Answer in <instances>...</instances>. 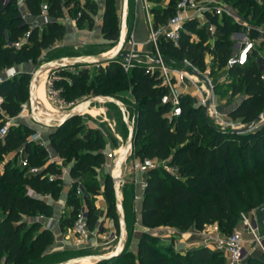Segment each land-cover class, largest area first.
Returning <instances> with one entry per match:
<instances>
[{
    "label": "trees",
    "instance_id": "obj_1",
    "mask_svg": "<svg viewBox=\"0 0 264 264\" xmlns=\"http://www.w3.org/2000/svg\"><path fill=\"white\" fill-rule=\"evenodd\" d=\"M84 1L83 5L81 0H24L32 15L42 13L43 3L49 7V19L42 25L32 27L21 16V3L18 0H7L6 3L0 0V72L12 65L37 61L45 49L62 39L67 25L58 18L64 16L65 8H74L76 14L81 12L77 17L78 25L87 23L92 26L98 3L95 0ZM152 1L159 3L165 0ZM178 1L168 0L163 7H151L154 28L165 24L175 14ZM227 1H232L244 17L255 20L257 25L264 22V3L255 0ZM207 15L216 25L214 42L210 41L206 26H199L196 19H190L181 31L178 44L161 37L158 48L169 57L170 62L180 65L181 60L188 59L200 70L208 68L207 55L210 53L213 57L212 67L227 68L228 76L235 79L231 82L232 95L243 94L242 100L228 111V116L249 122L264 108V55L260 56L253 49L244 63L229 64L234 44L231 34L247 28L228 14H223L221 19L215 12H207ZM27 30H30L28 41L21 47L7 43L8 39L19 40ZM102 31L107 40L113 41L119 37L116 8L110 2L104 12ZM194 32L199 36L197 39L193 37ZM256 34L257 29L251 27L250 38H255ZM148 66L147 63L137 62L126 71L122 61L114 59L105 66L100 64L97 72L98 77L108 82L131 72L125 85L129 82L134 95L137 132L134 157L163 160L176 168V171H172L157 165L147 171L140 211L142 223L176 225L180 230L218 223L223 232L230 233L238 225L242 210L251 211L264 202V123L243 132L218 128L210 123L205 107L195 104L190 93H182L181 113L169 116L171 104L162 101L169 87L163 83L159 71L152 72ZM87 73L88 69H81L79 73L71 75L70 81L63 77L55 83L64 86L63 94L116 95L108 87L98 89L102 85L96 84L95 80L91 85L82 83ZM29 74L22 71L1 83L0 89L5 99L0 106V128L5 124L1 109L16 115L21 109V100L27 98ZM81 83L83 85L80 87ZM33 132V127L20 123L10 125L7 133L0 136V158L7 152L23 147L27 161L26 165L18 163V153L0 168V264H44L53 261L42 255L32 258L51 243L53 230L43 226L42 221L30 220L29 217L54 213V204L44 196L49 194L58 198L62 179L51 177L60 171L59 163L50 160L48 146L28 139ZM50 142L63 160H70L73 154L76 155L70 168L74 180L73 193L79 179L87 172L95 174L97 167L104 165L107 159L106 137L99 128L86 125L82 115L51 128ZM31 166L39 170L28 172ZM104 183L105 194L115 198L110 173L105 175ZM84 186L90 193L100 192V180L95 176L85 180ZM85 202L88 224L94 227L98 217L96 206L88 196ZM68 203L73 209L62 220V228L75 223L81 208L74 195H69ZM108 214L118 224L112 205H109ZM157 238V235L147 231L141 233L135 253L130 249L129 235L126 248L120 255L91 264H226L224 254L219 250L200 245L173 255L161 248L156 242ZM247 264H264V256L253 253Z\"/></svg>",
    "mask_w": 264,
    "mask_h": 264
},
{
    "label": "rangeland",
    "instance_id": "obj_2",
    "mask_svg": "<svg viewBox=\"0 0 264 264\" xmlns=\"http://www.w3.org/2000/svg\"><path fill=\"white\" fill-rule=\"evenodd\" d=\"M135 0H129V25L128 29H131L133 20L135 18ZM212 0H196L197 5L199 6H205L206 4H210ZM260 3H264V0H255ZM18 2H20L18 0ZM110 2L111 5H115L116 13H117V23L119 25V30L121 29L122 24V8H123V0H102L101 2H98V9L97 13H95L94 18V24L92 26H89L87 23L83 25H79V28L84 29L85 31L82 32L83 35L87 34V29L91 30V33L89 34V38L86 41L82 42H70L71 38L69 37V31L67 27V31L64 35V39L62 40L60 45L50 51L48 49H45L41 56L37 59V61L31 60L22 63V69L23 71H28L29 77L28 80L30 81L31 72L42 62L47 61L51 58L63 56V55H74V54H82V53H90L91 51H108L110 49H114V46L117 44L119 37L116 40H107L104 37L103 31L101 30V15L104 13L105 8L107 4ZM143 8L146 13V15L149 17V12L151 13V6L153 5H160L162 2H154L152 0H149V9L146 7L145 0H142ZM164 3V2H163ZM223 3L225 6L229 8V11L224 12V14L231 15L236 21H239L246 27V30H240V31H234L231 34V39L234 41L233 44V55L232 57H238L241 58L245 49L249 46V43H253V46L248 51L245 61L247 60L248 54L251 50L256 49L258 51V54L262 56V53L264 52V22L257 25V22L255 20H251L250 17H244L242 15V12L239 11L238 7L233 4L231 1L223 0ZM21 11L23 9L21 8ZM223 15V14H222ZM222 15L219 16V18H222ZM66 16L68 19L71 18H77L78 13L76 14L74 11V8L69 9L66 8ZM147 16L144 17V23H141L142 25H145L147 28H149L150 24L148 22ZM27 22L31 24L33 27L34 25H41L44 23L45 18L41 16V22L35 20H28L26 17L24 18ZM192 19H196L199 26H206L211 22L208 15L195 17ZM103 20V19H102ZM255 24H254V23ZM40 23V24H39ZM195 23V22H194ZM197 26V27H199ZM144 27V26H143ZM251 27H255L257 29V34L255 38H250L249 36V30ZM208 28V27H207ZM151 31V28H150ZM120 32V31H119ZM67 35V36H66ZM194 38H198V34L196 32L193 33ZM210 41L214 42V37L210 33ZM129 39H131V30L128 31V36L126 43L123 47V50L129 49ZM74 41V40H73ZM156 52V48L154 47V54ZM122 60V59H120ZM212 60L213 57L210 53L207 55V61H208V68L205 70H200V73L208 79V81H211L212 86L209 87L211 89V97H212V107L215 111L216 116L215 118L213 114H208V119L210 123H212L214 126L221 128V129H238L242 126H244L248 122H242L240 118L234 119L228 116V111L237 105L238 102H240L243 98V94H237L232 95V86L231 82L235 79L233 77L228 76L227 74V68L225 67H212ZM244 61V62H245ZM240 62V63H244ZM107 63H104L102 65H106ZM176 67H179L180 65L178 63L173 64ZM100 67V64H82V63H76V64H69L65 65L63 67H59L58 69H52L48 72L47 81H46V92L48 96L49 102L53 105V107L56 109L57 113L62 116L64 113L68 111L69 108L72 106L69 104L70 101L75 100L76 102L81 101L82 99H85L86 97L94 94L89 93L85 95H74L70 93L63 94L61 91L64 89V86L61 84H55V87L59 89L60 91V97L62 99V102H57L49 95L48 92V77L52 75H60L57 80H61L63 77H67L68 80H71V75L73 73H79L81 69H88V73L85 74L82 78V83L85 82L88 85H91L92 81H96V84L102 85L98 87V89H104L108 87L109 91H115L116 95L121 97L123 100L128 102L133 108L134 103V96L131 93V85L129 82L125 85L127 81H129V78L131 77V72L125 73L124 75L121 74L118 80L114 81H106L103 77H98L97 72ZM61 69V70H59ZM195 81L191 80L190 78L185 79V84H183L182 87L186 88V85H188L189 89L197 91L193 95L194 103L197 105H203L205 107L206 111V104L209 97V91L207 90V87L204 86V82L201 80L199 76L197 78H193ZM80 84V87L83 84ZM29 87V84H28ZM116 87V89H115ZM184 88V89H185ZM29 88L27 89V98L21 100V109L16 115H11L10 113L6 112L5 110H1V112L4 115L5 122H10V125H18L20 123L30 125L34 128V132L28 135V139L36 140L41 142L42 144L48 146L50 148V160L51 161H57L59 163L60 171L57 173H53L52 175L54 177H59L62 179L60 190H59V196L58 199L55 201V207L58 205L59 209V217H60V223L62 220L69 216L72 212L73 206L68 203L69 195H74L78 202L81 204V210H84L86 213L88 212V208L86 206L85 198L88 196L90 197L91 201L95 205V194L90 193L86 190L84 184L85 180L92 179L94 176L100 180V189L104 190L103 184L105 180V175L107 173H111L112 171V162L114 161V157L110 155V153H115V150H119L121 146L124 145V141L128 137V127L126 125V122L124 120V115L121 111V109L114 103L111 102H96L95 106L103 107L104 108V114L100 115H90V114H83V121L86 123V125L95 126L100 129V131L104 134L106 137V162L104 165L97 167V172L94 174L92 172H87L83 178L79 179L78 185L75 188V192H72V189L74 187V180L67 177L68 174V167L69 165L73 164L74 159L76 158V155L73 154L70 160H55L52 156V146L50 142V132L51 128L41 125L37 123L30 110V103H29ZM89 91H92V89H89ZM187 93H190L189 91ZM192 93V92H191ZM190 93V94H191ZM44 106V105H42ZM264 111V108L263 110ZM40 113H42L40 111ZM45 117H47V113H42ZM106 115V116H105ZM264 123V119L258 121L256 126H254L251 129H248L246 131L255 129L259 126H261ZM243 132V131H238ZM119 141V143H118ZM18 156V163L21 165H24L23 161L26 159V153L23 151V147L19 149L12 150L10 152L5 153L0 158V168H2L5 161L9 159H14L17 154ZM157 164L160 166H164L168 168L169 170L176 171V168L173 166H170L167 164L166 161L163 160H157ZM128 173L130 175L134 174V169L132 164L128 165ZM32 167H30L27 171L30 172ZM129 175V176H130ZM70 179L71 181L67 180ZM68 182H67V181ZM133 183V182H132ZM132 188H124V184L121 185V195L123 197L124 201V207L126 211V220H127V226H128V232L131 237V240L133 236L139 237L141 236V233L144 231L150 232L152 234L157 235L156 242L161 246V248L165 251L171 252L173 255H175L177 252H186L187 249L194 246H200L198 245V242H203L201 245L208 246L213 248V244L207 241L206 235L202 234L208 232H216L220 231L223 232L221 229L219 230H206V227H197V229L200 231L199 233H191L189 236L183 235L182 231L177 228L176 225H166V224H157V225H146L144 223L138 224V219L136 214L138 213L137 208V197L136 189L134 187V184H131ZM73 193V194H72ZM106 198V204H107V214L106 216L109 218L107 220H102L101 215H98L96 225L94 227H90L91 233L85 240L80 239V235L75 232L74 230V224L72 226H67L65 228H62V231L60 232V235H57L55 232H53V240L51 243H48L44 246L42 252L39 254L32 255V258H35L39 255L45 256L46 258L53 259L51 262H55L67 257L79 255V254H85V253H99L101 249H103V245L106 243H117L118 236H119V215H118V209L115 202V198L108 197L105 194ZM109 205H112L113 211H116L117 218H118V224H116L115 219L108 214V208ZM264 202L260 204L259 206L253 208L251 211L242 210L240 212V218L237 224H240L244 215H257L260 211V209L263 207ZM106 216L103 219H105ZM77 217V216H76ZM30 220L38 219L42 221L43 225L48 227V216H41V215H34L29 217ZM76 220V219H75ZM109 222V223H108ZM261 228L263 229L262 221L260 223ZM220 228V226H219ZM193 230V227H192ZM237 230L236 227L231 230L232 232ZM184 231V230H183ZM227 233V232H223ZM231 233V232H230ZM178 235L177 236H175ZM60 236V237H58ZM180 237V238H179ZM201 239H196V238ZM181 239V240H180ZM191 240H196L192 241ZM66 241V242H64ZM199 242V243H201ZM205 243H208L209 245H205ZM214 249V248H213ZM137 253V252H136ZM258 254L261 256H264V252L261 248H256L253 250L252 254ZM225 263L227 264V258L224 255ZM56 258H60L58 260H54ZM136 258V255H135Z\"/></svg>",
    "mask_w": 264,
    "mask_h": 264
},
{
    "label": "built area",
    "instance_id": "obj_3",
    "mask_svg": "<svg viewBox=\"0 0 264 264\" xmlns=\"http://www.w3.org/2000/svg\"><path fill=\"white\" fill-rule=\"evenodd\" d=\"M4 3L7 0H3ZM19 3H23L24 0H19ZM146 7L149 9V0H145ZM212 3L206 4L205 6L197 5L196 0H179L177 4L176 12L173 16H171L165 24L159 25V27H153V13L149 12V21H150V40L152 41L154 47L156 48V52L154 56L159 59V62L149 64V70L154 72L156 70L159 71L161 78L163 79V83L167 84L169 90L162 97V101L165 103L171 104V110L168 112L169 116L179 115L181 113L182 108V93H185V87H182L185 84V79L190 78L193 80L189 74H194L191 72L190 68L184 64H180L179 67L174 66L172 62L164 59L165 55L160 52L158 45L161 37H166L174 41V43L178 44L181 31L185 27L186 21L200 17L201 15H207V12H215L219 16L224 14V12L229 11V8L224 5L223 0H212ZM152 7V6H151ZM150 7V8H151ZM48 4H42V13L45 17L44 23L49 19L47 17ZM81 12H78V16ZM21 16L26 17V14L21 11ZM152 18V19H151ZM77 21V18H74ZM42 25V24H41ZM209 32L215 38L216 25L213 22H210L208 25ZM6 36L7 31H5ZM30 34V30H27L24 35L15 41H11L8 39V44L11 46L21 47L25 42L28 41V37ZM128 44H130L129 49L127 51H134L133 45L136 44V41L133 39V35H131V39H129ZM253 46V43H249V46L245 49L241 58L232 57L229 60V64H233L235 62H244L247 56L248 51ZM122 64L126 71H128L134 64L127 60H121ZM186 63L190 66H193L197 70L199 69L197 66L192 64L188 59H185ZM199 71V70H198ZM22 72V69L19 65H12L6 67L2 72H0V86L1 83L8 78H12ZM60 75H52L48 77V92L49 95L57 102H62L60 97V90L55 87L54 82L59 78ZM198 76V75H197ZM195 81V80H193ZM206 87H211V81H208L204 84ZM4 95L0 89V106L4 102ZM76 103L75 100L69 102L71 106ZM3 110V109H1ZM10 122L8 121L0 128V136H4L7 133ZM111 156L115 157V153H110ZM24 165L27 164L26 159L23 161ZM157 160L152 158H135L132 166L135 171H140L147 173V171L155 166H157ZM31 171L39 170L38 167L31 166ZM51 177H54L51 175ZM147 184V177L142 180V187L145 188ZM261 218L259 215H248L243 217L241 223L246 228L247 232L251 234V238L247 239L244 237L243 233L239 230H235L231 233H223L220 231L216 232H208L204 233L206 235L207 241L213 244V248L221 251L227 258V264H247L249 256L252 254L253 250L256 248H261L264 252V225L263 229L260 226ZM74 230L80 235V239L85 240L91 233V229L88 224L87 213L84 210H81L75 220ZM205 243V245H209Z\"/></svg>",
    "mask_w": 264,
    "mask_h": 264
},
{
    "label": "water",
    "instance_id": "obj_4",
    "mask_svg": "<svg viewBox=\"0 0 264 264\" xmlns=\"http://www.w3.org/2000/svg\"><path fill=\"white\" fill-rule=\"evenodd\" d=\"M128 19H129V0H123L122 24L119 33V39L111 53L100 54V55H93L90 53L63 55L42 62L31 72L30 83H29V103H30L31 114L37 123L50 128H55L64 124L66 121H68L74 116L83 115L85 109L90 105L96 102L103 101V102L114 103L121 109L129 132L127 139L124 141L123 149L116 157L115 161L113 162L112 171L110 173L113 179L115 202L117 205L118 215H119V236L115 247L107 252L79 254L55 262H51L49 264H91L102 260L110 259L112 257L120 255L125 250L129 239L126 211L120 189L124 181V169L128 164V162L134 157L135 139L137 132H136V117H135V113L133 112L132 106L117 95L97 93V94H92L86 97L85 99L76 102L71 108L68 109V111L62 117H60V119L56 121H51L48 118H46L42 113H40L39 110L40 107L38 104L37 93H36V82L38 80V76L42 71V69L46 67H50L52 70V69H58L59 67H63L65 65L76 64V63H82L88 65L104 64L114 59L127 60L132 62L133 64L137 62H142L147 64H153L159 62V59L156 58L154 54L143 56L140 52L123 50V47L126 43L128 36V25H129ZM164 59L168 60L169 57L165 56ZM180 63L188 66L191 72L198 75L201 78V80L204 82V84L207 83V79L196 68L188 65L185 60H181ZM207 90L209 91V97L206 104V114L208 115L210 114V110L212 107V97H211L212 91L209 87L207 88ZM262 119H264V111L259 113L254 119L246 123L244 126L234 130L246 131L256 126L258 121ZM258 215L261 218L262 223L264 225V205L260 209Z\"/></svg>",
    "mask_w": 264,
    "mask_h": 264
},
{
    "label": "crops",
    "instance_id": "obj_5",
    "mask_svg": "<svg viewBox=\"0 0 264 264\" xmlns=\"http://www.w3.org/2000/svg\"><path fill=\"white\" fill-rule=\"evenodd\" d=\"M81 1H82V4L84 5L85 1L84 0H81ZM95 1L98 3V2H101L102 0H95ZM134 2H135V18L133 20V24H132L131 29H128V31L131 30V35H133V39L136 41V44L133 45V50L136 51V52H140L143 56H146V55L152 54L154 52V45H153L152 41L150 40V26H149V28H147L145 25L141 24V23H144V17L147 16L145 11H144V8H143L142 0H135ZM163 2L160 5H153V6L163 7L164 5H166L168 3V0H165ZM21 8L24 10V12L26 14V18L28 20H32L33 21L34 18H35V20H37L38 22L39 21L41 22L42 21L41 20V16L43 18H45L43 15H32L30 13V11H29L28 6L24 2L21 4ZM93 16L95 18V14ZM103 16H104V13L101 15V30H102V25H103V20H102ZM153 17H154V15H153ZM147 18H148V22L150 24L149 17L147 16ZM58 21H60V22H62V23L67 25L68 31H69V34H70L69 37L71 38V40H69L70 42H75V43L77 41L78 42H82V41H86L89 38V34L91 33V30L87 29L88 33L83 35L82 32H84L85 30L79 28L78 22L75 21L74 18H71V19L67 18V16H66V8H65L64 16L58 18ZM63 39L64 38L58 40L54 45L49 47L48 51L58 47L60 45L59 43H61ZM128 45H130V44H128ZM112 51H113V49H110L108 51L98 50V51H91L90 54L100 55V54L111 53ZM263 55H264V52L262 53V56ZM19 66L22 69V64L19 65ZM22 71H23V69H22ZM204 86L206 87V85H204ZM188 87L189 86L186 85L185 93H187L189 91L190 93L192 92L191 95L192 94L194 95L197 90L196 89H194V90L191 89L190 90ZM131 93H132V91H131ZM132 95H133V93H132ZM118 143H119V141H118ZM52 156L54 157L55 160H59V159L61 160L62 159L54 151L53 148H52ZM134 159H135V157H133L128 162V164L126 165V167L124 169V181H123V184H124V188H128V189L132 188L131 184H134V187L136 189L135 196L138 199L136 201L137 202V208H138V213L136 214V216H137L138 224H139L140 222L142 223L141 212L140 211H141V208H142L143 194H144V187H142V180L145 177H147V173L140 172V171H134L133 175L132 174L130 175V173L127 174L128 173V167H129L128 165L132 164ZM113 162H112V166H113ZM70 168H71V165H69V167H68L67 177L71 178L73 180V178H72V176L70 174ZM67 180L71 181L70 179H67ZM103 188L105 189V183L103 184ZM30 192L32 194H35L33 190H30ZM94 196H95V206H96V210H97L98 215H101L102 220L109 219L106 216V214H107V204H106V198H105L104 190L100 189V192L95 194ZM44 198H46L49 202L54 204V207H55V201L58 198L55 199L49 194L45 195ZM59 214H60V212H59L58 205H57L55 210H54V213L51 214V215H48V228L52 229L53 232H55L57 235H60V232L62 231V226H61V223H60ZM41 216H44V215H41ZM102 216H106L105 219H103L104 217H102ZM43 226H45V225H43ZM205 227H206V230H219L220 229L218 223L208 224V225H205ZM236 229L241 231L245 238H247V239L251 238V234L247 232L246 228L243 226L242 223L238 224L236 226ZM180 231H182L183 235H185V236H189V234H191V233H196L197 234V233L200 232L197 229V227H193V230H192V228H190L188 230H184V231L180 230ZM204 232L205 231H203L202 234H204ZM175 236L178 237V235H176V234H175ZM58 237H60V236H58ZM139 239H140L139 237L133 236V238L131 240V243H130V249L133 250L135 253L138 250ZM196 239L199 240L201 238L197 237ZM192 241H196V240H191L190 242H192ZM64 242H66V241H64ZM199 242H201V241H199ZM199 242H198V245H201L203 243V242H201V243H199ZM115 245H116L115 243H110V242L106 243V244L103 245V249H101L99 253L110 251L111 249H113L115 247Z\"/></svg>",
    "mask_w": 264,
    "mask_h": 264
},
{
    "label": "bare ground",
    "instance_id": "obj_6",
    "mask_svg": "<svg viewBox=\"0 0 264 264\" xmlns=\"http://www.w3.org/2000/svg\"><path fill=\"white\" fill-rule=\"evenodd\" d=\"M49 71H51V68L46 67V68L42 69V71L40 72V74L38 76V80L36 82V93H37L38 104L40 107L39 110L42 113H47L46 118H48L49 120L56 121V120L60 119V117H62L65 113L62 116H60L57 113L56 109L53 107V105L48 100V96H47V92H46V81H47V76H48ZM189 76L192 79L197 78L196 74H189ZM42 105H44V106H42ZM211 113L213 114V116L215 118L218 119L213 108H211ZM84 114H90L93 116L104 114V108L98 107V106H95L92 104L85 109ZM123 147H124V145L121 146V148L119 150L115 151L114 161H115L116 157L119 155V153L121 152V150L123 149Z\"/></svg>",
    "mask_w": 264,
    "mask_h": 264
}]
</instances>
